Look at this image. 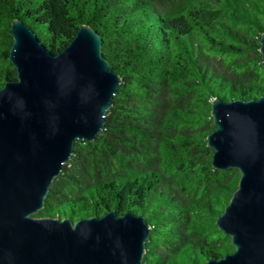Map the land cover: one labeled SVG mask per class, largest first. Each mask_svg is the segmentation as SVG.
Returning <instances> with one entry per match:
<instances>
[{
    "label": "trees",
    "instance_id": "trees-1",
    "mask_svg": "<svg viewBox=\"0 0 264 264\" xmlns=\"http://www.w3.org/2000/svg\"><path fill=\"white\" fill-rule=\"evenodd\" d=\"M14 18L57 54L83 23L95 27L123 76L103 131L76 141L37 215L145 214L144 264H202L234 251L216 219L241 173L213 168L206 138L214 96L264 94V0H0V87L17 78Z\"/></svg>",
    "mask_w": 264,
    "mask_h": 264
},
{
    "label": "water",
    "instance_id": "water-1",
    "mask_svg": "<svg viewBox=\"0 0 264 264\" xmlns=\"http://www.w3.org/2000/svg\"><path fill=\"white\" fill-rule=\"evenodd\" d=\"M11 32L18 73L0 87V264H144L152 231L145 214L37 215L76 141L103 131L122 84L101 32L83 23L58 54L21 18ZM260 52L264 66V32ZM211 105L213 168H237L241 177L216 219L235 249L202 264H264V94L214 96Z\"/></svg>",
    "mask_w": 264,
    "mask_h": 264
}]
</instances>
